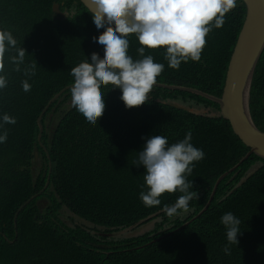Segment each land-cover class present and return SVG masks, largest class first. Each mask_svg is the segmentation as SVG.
I'll return each mask as SVG.
<instances>
[{"label":"trees","instance_id":"obj_1","mask_svg":"<svg viewBox=\"0 0 264 264\" xmlns=\"http://www.w3.org/2000/svg\"><path fill=\"white\" fill-rule=\"evenodd\" d=\"M53 3L69 11V15L54 18ZM243 15L244 5L238 2V8L225 15L229 23L221 30L213 28L205 38L196 72L206 77L204 85L212 95L222 94L224 83L215 85V77L218 75L222 82L232 55L233 34ZM0 33H9L11 40L13 33L18 38L13 45L8 38L0 41V78L5 82L0 87V136H6L0 142V264H193L201 249L195 245L186 250L193 236L212 256H223L222 249L227 245L231 250L226 264H245L241 258L247 264H264V188L248 187L238 180L243 176L250 182H264V163L257 173L247 174V167L260 160L255 155L229 173L228 186L240 184L235 190L239 198L226 199L223 209L213 205L202 216L206 218L203 224L195 227L196 221L192 222L179 232V237L155 243H150L148 234L141 237L142 232H136L134 239L119 233L153 213L156 207H141L138 203L139 193L147 190L142 187L145 170H121L117 158L131 160L151 135L166 136L170 141L191 130L192 139L207 152L194 179L203 194L199 207L209 195L207 186L218 171L227 172L249 150L231 134L227 120L219 116L210 119L214 136L209 139L201 128L207 120L190 121L186 113L153 100L134 113L121 110L111 86L100 89L107 106L95 125L87 124L71 105L70 90L43 112L56 94L73 83L72 65L90 60L93 52L103 57L94 39L99 32L92 14L78 0H0ZM128 39V54L134 60L141 58L136 51L141 47L136 36L131 34ZM144 55L161 58L164 49L146 48ZM188 73L182 67L177 76ZM164 80L170 81L171 77L167 75ZM25 83L28 90L24 89ZM185 87L198 88L193 81ZM174 93L167 90L169 96ZM250 100L254 122L259 124L264 121L263 61L257 66ZM205 102L203 99L198 105ZM42 112L43 129L38 141L37 119ZM5 116L9 121L4 120ZM35 155L39 161L33 169ZM47 182V188L42 190ZM34 193L37 196L32 200ZM224 195L222 183L216 197ZM24 203L14 228V215ZM61 206L80 220L69 217L68 227L61 221ZM216 210L221 212L219 216L232 212L239 218L241 234L237 245L228 243L221 221L215 223ZM172 215L166 211L161 214L163 222L156 224L155 232L164 223L173 224L174 229L183 224L181 220L172 222ZM171 246L174 249L167 251Z\"/></svg>","mask_w":264,"mask_h":264},{"label":"clouds","instance_id":"obj_2","mask_svg":"<svg viewBox=\"0 0 264 264\" xmlns=\"http://www.w3.org/2000/svg\"><path fill=\"white\" fill-rule=\"evenodd\" d=\"M238 2L242 3L240 0H94L92 19L99 32V35L94 39L98 48L102 50L103 57L101 58L96 52H93L90 60L87 59L71 66L70 71L74 77L70 88L71 105L87 124L95 125L107 106L103 99L104 93L100 91L102 87L111 86V90L115 89V96L121 110L125 109L130 113H134L133 110L140 109L141 105L151 100L172 107V102L175 100L183 99L192 105H198L205 98L206 102L201 109L180 111L189 115L190 121L207 120L208 123L202 124L201 128L203 135L211 139L214 136V126L210 119L215 117V115L212 116L215 111H217V115H220L219 106L214 102L215 99L204 85L206 77L203 76V73H197L196 67L206 45L207 34L213 28L221 30L229 23V21H225V15L234 8L236 10ZM244 17L245 7L241 25L233 34L235 38L231 49L233 53L242 30ZM131 34L136 36L139 45H141L136 49L141 58L135 60L128 54V36ZM5 38L11 40L10 34L0 33V41ZM17 40L18 38L13 33L11 45L17 43ZM146 48H163L164 55H161V58L144 55ZM255 49L254 54L257 58L248 60L252 65H256L258 61L264 62V39H260ZM0 51H3L2 43H0ZM14 58L16 59V55ZM200 63L202 66L205 65V60ZM182 67L189 70V73L183 77H178L177 71ZM243 67L248 66L243 65L236 71L244 72ZM248 68L250 71V67ZM167 75L171 77L170 81L164 80ZM225 76L226 70H224L221 82L216 75L215 85L220 86L224 83ZM188 81H193L198 87L197 90L192 91L185 87ZM4 83V80L0 78V87H3ZM159 85L174 87L175 93L169 96L167 90L171 89ZM28 88L29 85L25 83L24 89L28 90ZM250 97L251 90L249 99ZM249 112L255 129L258 132H264V121L256 124L251 113V107H249ZM4 120L9 121V117L5 116ZM5 138V135L0 136V142ZM135 154L137 155L131 160H121L127 158L118 159V157L117 166L121 170L139 167L145 170L142 187L146 186L147 190H142L139 193L141 202L138 203L141 207H156L154 212L147 217L158 214L143 223L140 221L147 217L137 220L127 229H132L134 234L141 231V237L148 234L151 238L150 243H155L158 238L163 236H168V238L179 237V232L190 223L196 221L195 227L203 224L206 218H202V216L213 205L223 209L226 199L239 198L235 190L228 186L229 172L222 174L218 171L211 185L207 186V189L210 190L209 195L205 202L198 207L203 194L202 191L198 190L194 179L197 169L207 158V152L195 138L192 139L191 130L177 137H171L170 141L166 136L151 135L145 139L144 145H141ZM246 154L249 156L243 160ZM246 154L241 157L238 162L239 165L237 164L238 167L251 158L249 153ZM136 156L137 159L134 161ZM195 162H198L197 166ZM262 163H264V158L261 157L260 160H254L246 170L257 173ZM238 180L248 187L264 188V182L260 179L250 182L243 176H238ZM222 183L225 185V195L216 197L218 188ZM165 192L167 194H164ZM34 194L30 196L32 200L37 196ZM194 201L196 204L191 206ZM25 203L15 214L16 219ZM165 211L169 215L173 214L170 219L172 222L181 220L183 224L174 229L173 224L167 226L164 223L155 232L156 224L163 222L164 217H160V215ZM216 212L218 216L215 223L221 221L226 229L228 243L237 245V237L241 234L239 218L232 212H222V216H219L221 215L219 210ZM14 228H16V221ZM193 237L188 244H184L188 246L185 247L186 250L195 245L201 246L193 264H226L229 261L230 258L227 257V254L231 249L227 245L222 249L223 256H212L207 248L198 240H193ZM125 238L134 239V235L125 236Z\"/></svg>","mask_w":264,"mask_h":264},{"label":"water","instance_id":"obj_3","mask_svg":"<svg viewBox=\"0 0 264 264\" xmlns=\"http://www.w3.org/2000/svg\"><path fill=\"white\" fill-rule=\"evenodd\" d=\"M240 1H242L245 7V17L242 30L236 42L234 53L242 57L249 51L255 52V47L260 39H264V0ZM80 2L92 14L94 10V0H80ZM53 11L58 15H62V13L59 12V5L57 4L53 5ZM235 69L234 63H231L228 66L224 81L225 87L223 90V100L220 102L214 100V102L218 104L219 114L228 120L233 132L241 138H247L253 130L257 131L252 124L249 107L247 105L250 93V79H239L238 72ZM242 70L244 73L250 72L248 67H243ZM159 86L168 89H175L174 87L166 85ZM42 129L43 127L39 125V136L41 135ZM252 152L260 154L261 157L264 158V153H262L261 149H259L257 146L252 149ZM248 156L249 155L246 154L243 160H245ZM47 185L48 182L45 184L44 189L47 187ZM156 214L141 220L140 223L148 221V219L155 216ZM15 221L16 215L14 216V224ZM149 225H151V223H149Z\"/></svg>","mask_w":264,"mask_h":264},{"label":"bare ground","instance_id":"obj_4","mask_svg":"<svg viewBox=\"0 0 264 264\" xmlns=\"http://www.w3.org/2000/svg\"><path fill=\"white\" fill-rule=\"evenodd\" d=\"M80 2V0H78ZM81 3V2H80ZM54 4H57L59 5L58 3H53ZM53 5H52V14H53V17L56 18V19H65L68 15H69V11H67L66 9H63L61 10L59 8V12L62 13V15H58L56 14L54 11H53ZM256 55L254 54V51H249L247 52L245 55H243L242 57L233 53L232 52V55H231V58L229 60V64L228 66L231 64V63H234L235 64V70H238L240 69L243 65L245 66H248L250 67V72L249 73H244V72H241V71H237L238 72V78L239 79H243V78H249L250 79V84H249V90H252V83H253V79H254V75H255V72H256V69H257V66L259 65V62H257L256 65H252L248 60L249 59H256ZM228 69V67H227ZM72 84L67 86V87H64L58 94H56L49 102L48 104L46 105V107L44 108L43 112L52 104L53 101H55L57 98H59L60 96L63 95V93L66 91V90H70ZM224 87H225V83H224V86H223V90H224ZM189 88L190 90L192 91H195L196 89L194 88H191V87H187ZM223 90H222V94L220 97L218 96H215V95H212L213 99L217 100V101H222L223 100ZM171 92L175 91L173 89L169 90ZM205 99V98H204ZM69 100V99H67ZM247 105L248 107H250L251 105V100L248 99L247 101ZM203 106H200V105H192L190 103H188L187 101H182V100H175L172 102V108L173 109H177V110H193V111H197L199 109H201ZM43 112L40 114L39 118L37 119V124L38 126L41 125L40 123V117L42 116ZM219 116L220 118L224 119V120H227L225 119L223 116L221 115H217ZM228 121V120H227ZM42 126V125H41ZM240 141L241 143L246 146L247 148H249L248 152L251 155H255L256 157H258L259 159H261V155L260 154H256L254 152H252V149L254 147H258L259 149H261L262 153H264V132H258V131H255L253 130L247 138H241L239 136H236ZM37 139L38 141H40L41 139V136H37ZM262 142V144H261ZM39 161V158H38V155H35V158H34V162L36 163L35 165L32 166V168L34 169L35 166L37 165ZM51 163L48 162V169H49V172L51 171ZM262 167V164L260 166V168ZM238 168V166H233L232 168H230L228 170L229 173L233 172L234 170H236ZM259 168V169H260ZM254 172L248 170L247 174L250 175V174H253ZM238 186H240V184H236L233 186V190H237ZM55 196H56V193H54ZM59 214L62 215L61 217V221L66 224L68 227H70L71 225L69 224V221H68V218L69 217H73L74 220L77 219L78 217H76V215H73L72 211H70L68 208H65L64 206H61L60 210H59ZM141 232V231H140ZM68 233V232H66ZM168 236H163L161 238H158L156 241H159L160 239H164V238H167ZM174 249L173 246H171L169 249H166L167 251L169 250H172ZM241 260L245 263L246 261L244 259L241 258Z\"/></svg>","mask_w":264,"mask_h":264},{"label":"rangeland","instance_id":"obj_5","mask_svg":"<svg viewBox=\"0 0 264 264\" xmlns=\"http://www.w3.org/2000/svg\"><path fill=\"white\" fill-rule=\"evenodd\" d=\"M218 113H217V111H215V112H213L212 113V116L213 115H217ZM231 129V134L235 137V136H237L234 132H233V130H232V128H230ZM78 219V218H77ZM78 220H80V219H78ZM145 231H147L146 229H144ZM144 231V232H145ZM119 233H121V234H123L124 236H133L134 235V231L132 230V229H126V230H124V231H120Z\"/></svg>","mask_w":264,"mask_h":264},{"label":"flooded vegetation","instance_id":"obj_6","mask_svg":"<svg viewBox=\"0 0 264 264\" xmlns=\"http://www.w3.org/2000/svg\"><path fill=\"white\" fill-rule=\"evenodd\" d=\"M177 101H179V100H177Z\"/></svg>","mask_w":264,"mask_h":264}]
</instances>
